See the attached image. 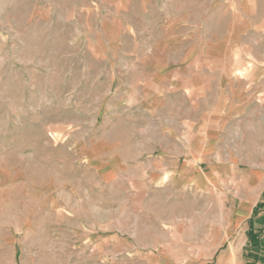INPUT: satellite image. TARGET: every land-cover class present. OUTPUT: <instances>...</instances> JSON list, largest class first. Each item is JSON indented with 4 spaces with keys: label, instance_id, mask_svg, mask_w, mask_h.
<instances>
[{
    "label": "rangeland",
    "instance_id": "rangeland-1",
    "mask_svg": "<svg viewBox=\"0 0 264 264\" xmlns=\"http://www.w3.org/2000/svg\"><path fill=\"white\" fill-rule=\"evenodd\" d=\"M255 208L264 0H0V264H251Z\"/></svg>",
    "mask_w": 264,
    "mask_h": 264
},
{
    "label": "crops",
    "instance_id": "crops-1",
    "mask_svg": "<svg viewBox=\"0 0 264 264\" xmlns=\"http://www.w3.org/2000/svg\"><path fill=\"white\" fill-rule=\"evenodd\" d=\"M256 208L252 215L256 219V226L250 223L247 227L246 247L250 248L253 255L251 264H264V211L258 213Z\"/></svg>",
    "mask_w": 264,
    "mask_h": 264
}]
</instances>
